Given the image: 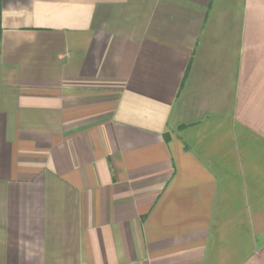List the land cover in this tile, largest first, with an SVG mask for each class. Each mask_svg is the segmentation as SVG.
<instances>
[{
	"label": "crops",
	"instance_id": "1",
	"mask_svg": "<svg viewBox=\"0 0 264 264\" xmlns=\"http://www.w3.org/2000/svg\"><path fill=\"white\" fill-rule=\"evenodd\" d=\"M0 264H264V0H0Z\"/></svg>",
	"mask_w": 264,
	"mask_h": 264
}]
</instances>
